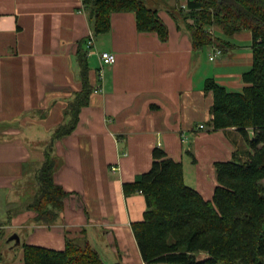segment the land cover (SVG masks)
<instances>
[{"label":"crops","instance_id":"crops-1","mask_svg":"<svg viewBox=\"0 0 264 264\" xmlns=\"http://www.w3.org/2000/svg\"><path fill=\"white\" fill-rule=\"evenodd\" d=\"M147 2L168 27L167 41L139 32L129 12L114 13L111 31L97 36L83 0H0V264H25V245L62 251L68 240L90 243L106 264L104 256L110 264H146L132 228L144 219L146 199L124 185L151 170L153 151L181 162L186 184L208 201L218 185L215 163L249 158L238 129L213 131L214 98L205 85L213 79L243 91L252 33L212 30L228 45L210 61L220 43L194 51L188 0ZM91 34L94 53L112 52L116 63L87 57L90 104L72 134L54 139L82 89L78 51L86 52ZM51 145L55 181L70 196L47 224L30 205ZM14 235L18 243L9 241Z\"/></svg>","mask_w":264,"mask_h":264},{"label":"trees","instance_id":"trees-1","mask_svg":"<svg viewBox=\"0 0 264 264\" xmlns=\"http://www.w3.org/2000/svg\"><path fill=\"white\" fill-rule=\"evenodd\" d=\"M83 3L97 36L111 31L114 13L129 12L135 14L139 32L156 33L162 41L168 40V27L159 12L143 0ZM187 8L185 19L193 20L188 30L195 52L217 42L228 45L212 37V27L228 37L242 31L252 33L253 67L243 74V91L231 92L213 79L205 85L214 98L213 131L238 129L251 151L246 161L215 163L218 185L208 201L186 184L183 164L156 148L151 170L124 185L126 194L140 192L147 204L144 219L132 224L133 232L146 264H264V0H188ZM78 58L82 89L69 104V121L55 132L54 139L76 130L94 91L82 46ZM37 181L39 192L30 210L38 222L53 224L63 213L70 193L55 181L52 145L46 149ZM204 253L207 257L199 260ZM24 262L106 264L93 246L72 240L62 251L25 245Z\"/></svg>","mask_w":264,"mask_h":264},{"label":"built area","instance_id":"built-area-1","mask_svg":"<svg viewBox=\"0 0 264 264\" xmlns=\"http://www.w3.org/2000/svg\"><path fill=\"white\" fill-rule=\"evenodd\" d=\"M95 35L91 34L86 42V52L87 56H92V54H97L100 61L102 62L103 65H113L116 63V55L112 52H97L95 51ZM221 54V50L218 49L217 47L214 48L213 53H211V60H215L217 55ZM202 129L204 128L203 125L200 126Z\"/></svg>","mask_w":264,"mask_h":264},{"label":"rangeland","instance_id":"rangeland-1","mask_svg":"<svg viewBox=\"0 0 264 264\" xmlns=\"http://www.w3.org/2000/svg\"><path fill=\"white\" fill-rule=\"evenodd\" d=\"M147 5H148V7H150V8H153L152 6H151V4H149V2H147L148 0H143ZM150 1V0H149ZM161 1H165V0H161ZM186 10V9H185ZM210 30V33L212 34V37H215L214 36V34H213V32H212V30H219L217 27L215 28V27H212L211 29H209ZM216 38V37H215ZM220 45V46H219ZM218 46H215L214 48H218V49H220L221 50V54H219V55H217V57H219V56H221V55H223V52H224V49L222 48L223 46L221 45V44H219ZM205 51V50H204ZM206 52V51H205ZM212 53H213V51H212ZM88 57V56H87ZM210 57H211V54H210ZM216 57V58H217ZM210 61H214V60H211V58H210ZM230 91H232V90H230ZM240 91V90H239ZM204 126V125H203ZM205 127V126H204ZM200 129H202L201 127H200ZM262 185H264V181L262 182ZM4 239L5 238H3V241H4ZM85 244H90V243H88V242H86ZM83 242L80 244L81 246H84L85 245ZM91 245V244H90ZM92 246V245H91ZM99 252L100 253H102L103 255H104V252H103V250L100 248V250H99ZM207 257V254H201L200 256H199V260H202V259H204V258H206ZM104 259H105V261L108 263V264H110V262L105 258V256H104Z\"/></svg>","mask_w":264,"mask_h":264},{"label":"water","instance_id":"water-1","mask_svg":"<svg viewBox=\"0 0 264 264\" xmlns=\"http://www.w3.org/2000/svg\"><path fill=\"white\" fill-rule=\"evenodd\" d=\"M17 241V243L20 241L19 240V237L17 236V235H14V236H12L10 239H9V241L11 242V241Z\"/></svg>","mask_w":264,"mask_h":264}]
</instances>
